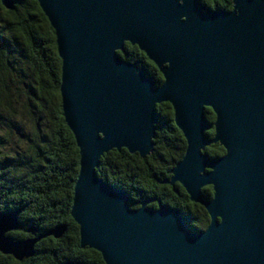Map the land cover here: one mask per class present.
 I'll return each mask as SVG.
<instances>
[{
  "label": "water",
  "instance_id": "water-1",
  "mask_svg": "<svg viewBox=\"0 0 264 264\" xmlns=\"http://www.w3.org/2000/svg\"><path fill=\"white\" fill-rule=\"evenodd\" d=\"M37 1L56 36L63 115L79 149L70 214L80 247L106 264H264V0H231L228 10L200 0ZM125 42L153 61L160 85L117 54ZM162 102L186 140L163 182L180 183L206 209L203 230L176 207H149L152 199L131 208L126 191L96 174L112 149L141 157L153 150ZM215 142L225 149L220 157L204 151ZM207 185L211 199L202 196ZM17 228L15 212H0V251L22 260L39 238L6 235ZM65 229L48 234L60 238Z\"/></svg>",
  "mask_w": 264,
  "mask_h": 264
},
{
  "label": "trees",
  "instance_id": "trees-1",
  "mask_svg": "<svg viewBox=\"0 0 264 264\" xmlns=\"http://www.w3.org/2000/svg\"><path fill=\"white\" fill-rule=\"evenodd\" d=\"M200 1L211 8L232 7L231 0ZM117 54L142 66L156 85L162 83L159 69L137 45L125 42ZM61 66L54 29L38 1L14 0L11 9L0 1V197L9 200L4 209L17 212L23 235L39 238L33 256L19 261L1 254L0 264H106L97 250L80 247L79 226L70 214L80 156L63 115ZM155 110L159 120L153 150L141 157L125 148L112 149L100 157L96 174L126 191L131 208L152 199L149 207H176L191 229H202L209 222L206 209L191 201L180 183L163 182L182 158L186 140L170 103H158ZM205 116L214 122L211 108H205ZM205 134L212 137L214 128ZM205 151L212 156L225 152L219 142ZM211 194V185L202 188L203 198ZM61 225L66 229L60 238L48 234Z\"/></svg>",
  "mask_w": 264,
  "mask_h": 264
},
{
  "label": "flooded vegetation",
  "instance_id": "flooded-vegetation-1",
  "mask_svg": "<svg viewBox=\"0 0 264 264\" xmlns=\"http://www.w3.org/2000/svg\"><path fill=\"white\" fill-rule=\"evenodd\" d=\"M225 150V149H224ZM204 151H205V149H204ZM206 153H208L207 151H205ZM225 153V152H224ZM223 153V154H224ZM209 154V153H208ZM222 154V155H223ZM210 155V154H209ZM222 155H220V156H222ZM210 156H212V155H210ZM220 156H217V157H220ZM213 157V156H212ZM1 192V191H0ZM212 194H213V189H212ZM212 194H211V196H210V198L209 199H211L212 198ZM4 202H6V203H8L9 202V200L8 199H5L4 201H3V198H1L0 197V212H15V211H10V210H8L7 208L6 209H4L2 206H3V203ZM16 214H17V212H15ZM208 214V213H207ZM208 216H209V214H208ZM17 218V217H16ZM18 220V219H17ZM190 221V220H189ZM19 222V221H18ZM209 222H210V216H209ZM209 222L207 223V226H208V224H209ZM190 223V222H189ZM207 226H205L204 228H202V229H200V230H203V229H205ZM28 231V230H27ZM25 232V230H24V226H23V224H20L19 223V228H17V229H13V230H10V231H8L7 233H6V235L9 237V238H11L12 240H24V239H28V238H33V237H28V236H25V235H23V233ZM1 254H3L1 251H0V256H1ZM3 255H8V256H12V255H9V254H3ZM13 257V256H12ZM14 258V257H13ZM14 259H16V258H14ZM25 259V258H24ZM18 260V259H17ZM23 260V259H22ZM22 260H19V261H22Z\"/></svg>",
  "mask_w": 264,
  "mask_h": 264
},
{
  "label": "rangeland",
  "instance_id": "rangeland-1",
  "mask_svg": "<svg viewBox=\"0 0 264 264\" xmlns=\"http://www.w3.org/2000/svg\"><path fill=\"white\" fill-rule=\"evenodd\" d=\"M25 124V127H28V124L24 123ZM213 137V136H212ZM211 138V137H210Z\"/></svg>",
  "mask_w": 264,
  "mask_h": 264
},
{
  "label": "snow or ice",
  "instance_id": "snow-or-ice-1",
  "mask_svg": "<svg viewBox=\"0 0 264 264\" xmlns=\"http://www.w3.org/2000/svg\"><path fill=\"white\" fill-rule=\"evenodd\" d=\"M208 2L210 3V2H211V0H208Z\"/></svg>",
  "mask_w": 264,
  "mask_h": 264
},
{
  "label": "bare ground",
  "instance_id": "bare-ground-1",
  "mask_svg": "<svg viewBox=\"0 0 264 264\" xmlns=\"http://www.w3.org/2000/svg\"><path fill=\"white\" fill-rule=\"evenodd\" d=\"M158 204V203H157ZM185 216V215H184ZM188 220V219H187Z\"/></svg>",
  "mask_w": 264,
  "mask_h": 264
}]
</instances>
